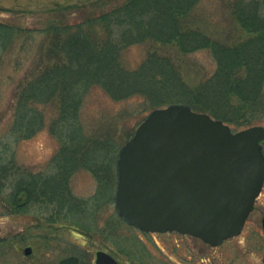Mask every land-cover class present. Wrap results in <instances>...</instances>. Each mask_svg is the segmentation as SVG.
Here are the masks:
<instances>
[{
	"label": "trees",
	"instance_id": "trees-1",
	"mask_svg": "<svg viewBox=\"0 0 264 264\" xmlns=\"http://www.w3.org/2000/svg\"><path fill=\"white\" fill-rule=\"evenodd\" d=\"M202 1L83 0L47 7L33 25L0 19V67L9 58L21 73L7 139H0V204L9 213L46 211V221L56 224L61 212L81 211L84 202L70 186L79 169L95 177L102 196L103 185L116 178L118 149L134 132L121 123L134 115L184 102L234 129L264 121V0H222L235 27L220 35L201 27ZM133 45H145L146 55L131 68L122 54ZM167 49L208 50L215 68L189 83ZM91 87L113 101H141L118 121L89 127L81 110ZM45 127L57 142L45 170L16 166L11 142Z\"/></svg>",
	"mask_w": 264,
	"mask_h": 264
},
{
	"label": "rangeland",
	"instance_id": "rangeland-1",
	"mask_svg": "<svg viewBox=\"0 0 264 264\" xmlns=\"http://www.w3.org/2000/svg\"><path fill=\"white\" fill-rule=\"evenodd\" d=\"M79 1L83 0H0V8L7 10L0 12V19L33 25L42 19L41 10L54 4ZM29 10L34 13L29 14ZM200 10L203 29L220 35L235 27L227 19V9L222 0H203ZM17 11H23V17L14 14ZM165 52L176 56L181 62L183 74H186L189 83L215 68V61L208 50L186 55H178L174 49ZM145 55V45H133L123 52L122 58L132 68ZM20 74L14 72L9 58L0 67V139L3 140L7 139L5 132L12 119L11 97ZM138 101L141 98L113 101L100 88L91 87L84 99L82 120L89 127L116 122L117 115L130 110ZM46 114L47 123L51 114L49 108ZM145 116L134 115L119 123L125 131L135 130ZM257 125L264 126V121ZM11 147L16 166L36 173L45 170L57 142L45 127L29 139L11 142ZM262 148L264 152V141ZM109 184L111 186L103 185L101 196L98 195L100 184L89 171L79 169L73 173L71 191L84 202V207L73 213L61 212L56 224L46 221L49 212L29 210L9 213L0 204V264H57L61 258L69 255L78 256L79 264H93L94 253L100 249L111 253L121 264H264V232L261 224L264 216V183L240 234L215 247L175 231L144 232L127 225L114 207L116 178ZM26 246L32 249L29 255L23 253ZM126 252L132 253V256Z\"/></svg>",
	"mask_w": 264,
	"mask_h": 264
},
{
	"label": "water",
	"instance_id": "water-1",
	"mask_svg": "<svg viewBox=\"0 0 264 264\" xmlns=\"http://www.w3.org/2000/svg\"><path fill=\"white\" fill-rule=\"evenodd\" d=\"M262 141L263 125L233 129L184 102L154 108L118 149L115 211L145 232L176 231L220 245L240 234L262 189ZM261 224L264 232V216ZM95 264L121 263L97 250Z\"/></svg>",
	"mask_w": 264,
	"mask_h": 264
},
{
	"label": "flooded vegetation",
	"instance_id": "flooded-vegetation-1",
	"mask_svg": "<svg viewBox=\"0 0 264 264\" xmlns=\"http://www.w3.org/2000/svg\"><path fill=\"white\" fill-rule=\"evenodd\" d=\"M101 250V249H100ZM97 251V250H96ZM95 251V253H96ZM105 251V250H104ZM107 252V251H106ZM95 253H94V259H93V264H95Z\"/></svg>",
	"mask_w": 264,
	"mask_h": 264
}]
</instances>
